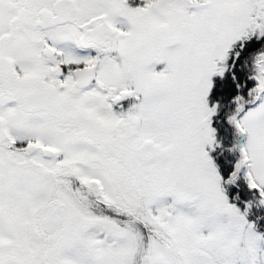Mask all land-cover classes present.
<instances>
[{
    "label": "snow or ice",
    "instance_id": "obj_1",
    "mask_svg": "<svg viewBox=\"0 0 264 264\" xmlns=\"http://www.w3.org/2000/svg\"><path fill=\"white\" fill-rule=\"evenodd\" d=\"M0 264H264V0H0Z\"/></svg>",
    "mask_w": 264,
    "mask_h": 264
}]
</instances>
